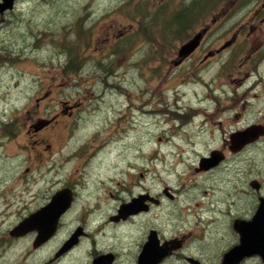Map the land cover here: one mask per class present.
I'll use <instances>...</instances> for the list:
<instances>
[{
    "label": "rangeland",
    "instance_id": "obj_1",
    "mask_svg": "<svg viewBox=\"0 0 264 264\" xmlns=\"http://www.w3.org/2000/svg\"><path fill=\"white\" fill-rule=\"evenodd\" d=\"M145 1L23 0L17 5L10 14V24L0 29V49L3 47L0 56H5L0 65V134L3 122H10L9 129L15 133L13 138L4 135L0 138L3 180L7 177L4 173L9 176L10 169L21 168L32 188L53 183L58 187V181L71 173V183L77 182L74 186L78 199L89 204L95 196L106 198L112 189L133 188V183L155 193L167 185L178 189L175 200L164 203L158 216H144L141 220L163 222L166 230L173 232L207 231L210 238L200 239L194 246L215 249L216 241L226 236L229 229V218L224 211L245 213V200L242 195L238 198L239 192L233 188L234 182H239L235 173L241 163L231 159L206 173L196 172L195 168L200 156H207L212 149L221 150L232 131L251 124L264 125V47L253 61H245L246 54L256 44L262 41L264 46V32L255 31L247 37L249 31L244 30L232 47L220 49L235 33L234 24H240L239 19L252 14V10L245 8L246 4L229 9L232 0H226L204 23L194 26V32L209 27L193 58L181 66H160L159 60L151 59L155 55L152 44L138 39L135 30L122 39L127 48L131 45L129 49L117 45L119 39L108 45L113 50L121 46L122 57L117 58L114 77L105 80L96 73L90 75L89 70H94L100 60L110 58L111 49H105V40L112 41L119 32L121 37L133 29L128 28L129 14L125 15L122 8L143 6L145 12L135 16L150 22L147 12H163L162 6H167L168 15L182 0H155L156 6L150 4L149 9ZM156 21L159 24L162 20ZM214 22L216 26L211 25ZM31 33H43L46 41L36 40ZM157 37L160 41V33ZM165 39L170 40L172 47H179L177 40ZM209 52L212 55L202 63ZM148 56L151 62L146 64L144 60ZM70 57H78L77 65L83 68L64 76L59 65L69 63ZM104 81L113 85L107 87ZM64 83L70 84L68 91L51 95L47 106L43 102L38 105L41 87L44 90ZM103 88L106 90L101 94ZM116 90L128 95L118 94ZM99 96L103 101L93 99ZM63 98L71 103L81 100L83 104L80 116L71 121L68 142L61 146L65 132L64 123L60 122L55 127L56 134H61L59 138L52 137L49 129L27 133L30 122L46 117V112L52 115L57 109L56 99ZM125 98L131 104V114L127 113ZM146 104L152 109L151 118L143 117L138 111ZM64 119L60 117V121ZM41 138L45 145L53 142L56 153L52 157H35L44 145L38 147L40 144L33 141ZM67 153H73L71 164L66 163ZM236 157L248 162L245 167L264 178V137ZM48 172L49 177L54 173L55 181L53 177L48 180L45 174ZM102 179L113 182L105 184ZM94 186L99 187L98 192ZM205 219H209L208 225ZM5 258V263L15 264L20 255L11 252Z\"/></svg>",
    "mask_w": 264,
    "mask_h": 264
},
{
    "label": "flooded vegetation",
    "instance_id": "obj_2",
    "mask_svg": "<svg viewBox=\"0 0 264 264\" xmlns=\"http://www.w3.org/2000/svg\"><path fill=\"white\" fill-rule=\"evenodd\" d=\"M21 1L23 0H13L12 7L0 9V29H3L4 27L7 28L11 22L10 14L15 11V8H17V5ZM0 3H3V0H0ZM250 3L251 0L231 1V7L229 9H236L246 4L245 8L252 10V14L247 19H239L237 22H240V24H234L236 25L234 28L235 33L232 35L229 44L232 41H236V38L240 36L244 30L249 31L247 37L252 35L255 31L264 32V0H253L252 5L248 8ZM144 4L147 5L148 9L150 4L156 6L155 0H147ZM128 9L124 10V8H122V12L125 15L129 14V17H127L129 20L128 28H133L131 30H134L137 27H140L143 23L142 17L139 18L135 15H140V11L145 12L146 9L143 6ZM211 25L216 26L217 24L214 22L211 23ZM208 27L209 26H206L202 29L207 30ZM31 34L32 36H35L36 40L46 41V35L43 33ZM121 34L122 32H119L112 41L108 40L109 38L106 39V46L113 44V42L120 39ZM184 42L186 41L179 42L178 46L180 47ZM262 45V41L256 44V46L246 54L245 61L247 62L254 54H260L264 47ZM179 47H165L163 50L164 52L157 58V60L161 61L162 65L164 64L165 66L172 64L175 67H179L184 62L189 61L190 58H193L197 51L196 47L189 55L179 56ZM0 51L3 52V47ZM212 53L213 52H209L204 55L201 62H206V60L209 59L206 58L211 56ZM3 57L5 56L2 54V56H0V65H3ZM59 67L64 76L70 74V71L66 69V64L59 65ZM114 74L116 73L114 72ZM112 85L113 84L108 85L107 87H111ZM42 88L43 87L40 89L41 96L37 99V103L39 105L40 102H43L44 105L47 106V100L52 97L51 95L60 94V90L68 91L71 86L69 83H64L61 87L56 86L55 88H44V90H42ZM113 88L118 89V87L114 86ZM104 90H106V88H103L101 94L104 93ZM116 91L118 94L128 95V93H121L119 90ZM88 93L91 94L90 90H88ZM93 99L103 101L104 98L99 96L98 98L93 97ZM56 100L57 109L54 113L51 115L49 112H46V117H39L35 121L30 122L28 124L29 128L27 129V133H30V131L35 133V131L49 129V134L52 137L59 138L61 137V134H56L58 131L55 130V127L58 125V122L64 123L62 126L64 127L65 136L63 143H61V146H63L64 143L68 142L71 138V121L72 119L75 120V117L80 116L79 113L83 104L81 100H77L75 103H71V100L66 98ZM125 100L127 113L131 114V104H127V98H125ZM174 106L179 108V105ZM138 111L143 117L151 118L152 109H150L147 104L143 105L142 109H138ZM173 112H175L174 114H178V111ZM127 115L128 114H126V117L124 118L126 123L129 121ZM237 116L238 115H236V117ZM60 117H65L64 121H60ZM118 122H121V120L118 119ZM10 126H12L10 122L2 123V131L0 134L1 139L3 138V135L8 138H13L15 133L13 129H9ZM235 131H232L228 138ZM263 137L264 136L243 146L240 150L235 152L229 150L228 146L230 144V138L229 140L225 139V143L221 147V151L224 153V159L208 170H195L196 172L206 173L212 169L220 167L231 159H234L235 162L241 163V167H243H238L236 169L237 173H235V176H238L239 182L236 180L233 188L239 192L237 197L241 198L242 195V199L245 200V205H243L246 207L245 210H243L245 213L243 214L236 210L224 211V214L229 218V229L228 232H226V236H223L216 241V244L218 245L215 249H211L209 246H206L205 248L194 246V244L200 239L203 240L205 238H210L208 236L210 234L207 231H198L196 234L190 231L181 233L180 231L173 232L166 230V225L163 222L151 221L148 218L141 220L144 216L157 215L158 212H161L164 203L167 205L168 202H173L175 200L174 193H176V190L178 189L173 190L171 187L163 185L160 192L155 193L150 189H146L145 186L140 183H133L131 184L133 188L127 186L112 189L108 192L106 198L97 199L95 196V198L91 199L89 204L86 201L83 202L78 199V192L76 186H74L77 182H74L73 184L71 183L73 180L71 173H68L66 179L63 181H58V187L53 183L43 185L41 188H32L30 180L21 168L10 169L9 176L8 173H4L7 177L3 180V143L0 141V146L2 147V151H0V264L5 263L7 260L5 256H8V253L11 252H17L20 255V260L15 264H138L143 247L152 235L157 239L156 246L166 247L169 250L160 259H158L159 252L157 253L155 256L158 260L157 264H223L224 254L241 243L240 233L235 229L234 221H250L258 210L261 200H264V178H261L258 173H253V170L246 168L245 166H248V162H245L241 158L238 159L236 156L241 155L245 149L250 145L257 143ZM33 143L35 145L40 144L38 147L44 145L43 150L36 153V158L40 155L52 157L56 153V149H53V142L51 141L45 145L44 139L41 138L34 140ZM45 146L48 149H46ZM61 146H55L54 148L60 149ZM25 147L27 146L25 145ZM225 149H227V153L225 152ZM45 150L47 151L42 153ZM72 154L73 153L66 154L67 164L72 163ZM127 167L129 166L127 165ZM123 169L124 168H122V170ZM24 170L28 173L29 168L26 167ZM147 170H150V167H148ZM45 174L49 177V172ZM51 177H53V179L55 178L54 173L51 174ZM51 177L48 178L49 181H51ZM114 181H116V179ZM102 182L108 184V182L111 183L113 181L109 180L107 182L102 179ZM7 183L9 186L5 187L3 184ZM64 187L71 190V203L65 212L60 215L54 231L51 235H48L43 242L36 243V240L39 239L41 235L38 230L39 226L32 225L25 229L23 233L19 234L13 231L17 225L40 210L41 207L45 206L50 201L51 196L58 189ZM94 187L95 190H97L96 192H98L99 187ZM139 187L142 188L140 189ZM140 194L153 196L154 201L146 199L144 201L146 209L141 210L136 214L127 215L125 218L117 217L120 206L130 202L134 197ZM114 217L116 218L114 219ZM136 219H138V221H136ZM204 221L207 225L210 222L209 219H205ZM121 228H123V230H121ZM206 228L208 227H205V229ZM221 239H224L225 241L222 242L220 241ZM207 243L211 242L207 241ZM190 259L194 262L191 263ZM228 264H264V258L259 253H253L250 255H244L239 259L231 257Z\"/></svg>",
    "mask_w": 264,
    "mask_h": 264
},
{
    "label": "water",
    "instance_id": "obj_3",
    "mask_svg": "<svg viewBox=\"0 0 264 264\" xmlns=\"http://www.w3.org/2000/svg\"><path fill=\"white\" fill-rule=\"evenodd\" d=\"M13 0H3L0 3V9L12 7ZM205 29L197 31L192 37L181 44L178 50L179 56L189 55L199 44L203 37ZM229 41L225 42L220 49L226 47ZM264 136V126L262 124H251L241 130L231 134L229 150L235 152L243 146L250 144L260 137ZM222 159L224 153L221 150L213 149L207 156L200 157L196 171H205L216 166ZM146 199L154 201V197L148 194H140L134 197L130 202L120 206L117 217L125 218L127 215L136 214L141 210L146 209L144 201ZM72 200V193L69 188L58 189L52 196L50 201L37 212L26 218L23 222L17 225L13 231L17 234L23 233L28 227L39 226L41 234L36 243L43 242L48 235L54 231L57 221L63 212L69 207ZM116 217H114L115 219ZM234 227L240 233L241 243L230 249L223 256V264H228L231 257L236 259L244 255L259 253L264 258V200L250 221L235 220ZM39 241V242H38ZM157 239L152 235L148 242L144 245L142 254L138 264H157L155 256L159 252L160 259L169 250L166 247L156 246ZM191 263L194 261L191 260Z\"/></svg>",
    "mask_w": 264,
    "mask_h": 264
},
{
    "label": "trees",
    "instance_id": "obj_4",
    "mask_svg": "<svg viewBox=\"0 0 264 264\" xmlns=\"http://www.w3.org/2000/svg\"><path fill=\"white\" fill-rule=\"evenodd\" d=\"M225 1L226 0H182L178 5H174V7L172 8L173 10L168 15L167 6H162L164 7L163 12H155V10L150 11V13L147 12V14L149 13L148 16L150 17V22L145 21L144 17L142 26L129 31L127 33V36L130 35V33H135L136 36L138 34V39H140L141 41L143 40L147 44L149 43V45L151 43L153 46V53L155 54L151 57V59H157L164 52L163 50L165 49V47L173 46L172 44H170V40L165 39L166 37L173 38L174 40H177V42L189 40L192 35L196 33L194 32V26L197 27L199 24L204 23L207 17L213 14V12L216 11L217 7ZM156 19H160L162 21L158 24ZM132 31L135 32L133 33ZM157 33H160L161 35L160 41L157 37ZM125 37L126 35L121 36V38L118 40L117 45L124 46L125 50H127L131 47V45L128 48L127 46H125V41L122 40ZM231 43L226 47H232L234 45V42L232 44ZM168 44H170V46ZM121 46H118L116 50H113V46L112 49L109 46H106L105 49L109 51L111 49L112 56L110 55V58L106 57V59L100 60L94 70H89L90 75L96 73L97 77L105 80H108L112 76H114V72L118 69L117 58L122 57L120 56ZM63 52L67 53L66 51ZM125 53L126 51L123 53V55H125ZM75 58L77 59L74 60ZM255 58L256 54L252 55L251 58L248 59V61L251 62ZM70 59L71 61L69 63L68 61L65 63L66 69H68L72 74L78 73L83 68L77 65L79 61L78 57H70ZM151 59L148 56L145 58L144 62L146 64L150 63ZM161 65L162 62L160 61V66ZM104 84H106L107 86L109 85L107 84V81H104Z\"/></svg>",
    "mask_w": 264,
    "mask_h": 264
}]
</instances>
